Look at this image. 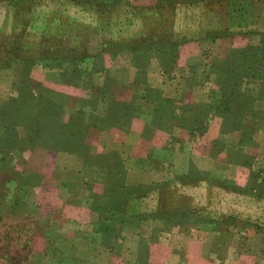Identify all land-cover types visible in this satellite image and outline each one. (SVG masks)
<instances>
[{"label":"rangeland","instance_id":"1","mask_svg":"<svg viewBox=\"0 0 264 264\" xmlns=\"http://www.w3.org/2000/svg\"><path fill=\"white\" fill-rule=\"evenodd\" d=\"M249 61L254 76L228 78ZM263 63L264 0H0V264H27L37 240L60 264L89 262L92 230L76 208L98 229L92 205L138 185L126 180L138 137L142 176L160 180L138 187L141 207L164 191L171 221L232 223L222 213L246 188L204 155L251 170L240 143L264 142ZM247 209L263 228L264 207ZM139 223L145 238L159 232Z\"/></svg>","mask_w":264,"mask_h":264},{"label":"crops","instance_id":"2","mask_svg":"<svg viewBox=\"0 0 264 264\" xmlns=\"http://www.w3.org/2000/svg\"><path fill=\"white\" fill-rule=\"evenodd\" d=\"M262 109L264 110V106ZM125 140L127 141V139ZM141 141V138L138 137L132 142L128 150V155L131 156L129 165L133 167V170L126 173V180L131 184L135 183V185L159 183L160 180L158 179L142 176L146 175L147 172L140 167H144L148 163L146 160L141 162L143 155L136 152ZM240 146L243 151L240 157L250 156L252 161H257L259 167L263 166L262 169L264 170V142H261L258 137L255 145L240 143ZM204 156L211 163L220 164L218 167H225V172L228 171L229 173L227 177L231 178V181L234 179L239 186H245L246 188L244 193L236 198L244 201L243 205L239 201L237 206L233 205L235 208L229 209V212L232 213H222V215L231 216L232 223L219 221L217 224L214 223L215 226L204 227L199 223L188 224L181 221H165L158 224L160 230L150 240L151 235L147 236L149 239L144 237V230H142V227L140 228L139 220L132 215L130 224L122 226L120 234L115 239L113 238L115 241L110 244L100 240L98 232L101 231L94 226L95 223L93 222L98 220L94 217L93 211L91 212L88 208L81 209V207H77L78 212L83 215L81 221H89L92 230V233H89L86 238V242L92 247L89 256H87L90 261H84V263L115 264L116 261H119V264H264V223H261L263 228L254 229L250 221L252 217L257 215H255V210L247 209L249 201L253 202L255 206L262 205V209L264 207V191L262 190L264 174L259 175L257 173L259 171L256 169L258 166L254 165L253 162L250 165V170L249 167L247 169L243 164L236 163L233 156H230V159H226V161L214 155L209 157L206 154ZM249 172L253 174L251 180L253 182L247 183ZM217 190L228 194V197L237 195V193L226 192L223 189L217 188ZM218 200H220L219 197ZM126 213L131 214V212ZM260 214L261 221H263L264 212L262 211ZM240 216L245 218L240 219ZM126 223H128L127 220ZM154 227L155 224L152 221L145 229L150 231ZM144 242L147 243L146 248ZM37 243L38 240L33 249L36 255L31 254L28 256V259H26L27 264H60L63 261L62 259L59 260V257L54 254H45L43 250L38 248ZM74 244L75 242L72 241L68 245L73 246ZM71 248L73 253L74 248ZM117 252L119 255H116ZM80 260L81 258H77V262H80Z\"/></svg>","mask_w":264,"mask_h":264},{"label":"trees","instance_id":"3","mask_svg":"<svg viewBox=\"0 0 264 264\" xmlns=\"http://www.w3.org/2000/svg\"><path fill=\"white\" fill-rule=\"evenodd\" d=\"M148 43H151V41L149 40ZM159 57L162 58L163 56L160 55ZM262 65L264 66V63L261 64V66ZM256 66L257 64L255 63V61H249L239 64L235 72L227 73V74H231L228 76V78L238 75L245 77H252L256 74L255 73ZM227 74L226 71L223 72V75H227ZM232 92L233 90L231 88L229 96H225L224 94H222L224 98V102L222 105L223 110L225 109L230 110V105H231L230 96L232 95ZM113 183L109 185L108 189H110L112 185L114 186ZM162 185L163 184L156 185L157 189L160 190V188L163 187ZM139 186L140 185L130 186L132 188H127V187H121L119 185L121 189H133V190L131 192H128L127 196H119V200L116 203L110 202L105 206H99V207H97L96 204L92 205V207L95 208V210H97L99 213V219H100L99 222H101V224L98 226V229L100 231L104 232L107 236H109L108 234L113 233L112 237L115 239L116 236L120 234L122 226H125L126 224L125 222L127 218L129 216L131 217L132 215L136 216L137 217L136 219L139 220V222L140 221L142 222L146 219L149 220L151 219V221L155 223V227H154L155 232L160 230L158 229L159 226L158 224H161L165 221H171L172 218L167 216L169 213H167V211L165 210L168 207V205L164 191L160 192V194L158 193L157 206H155L154 208L146 209L144 207H141L142 203L140 198L144 197L145 194H140L141 191H139L138 188ZM134 188H137V190H135ZM149 189H152V187ZM129 196L131 198H128ZM103 203H100L99 205H102ZM126 212H131V214L128 215ZM140 228H141V224H140Z\"/></svg>","mask_w":264,"mask_h":264}]
</instances>
